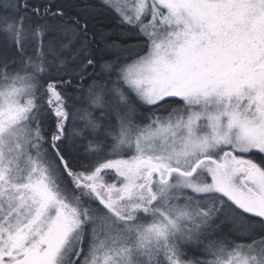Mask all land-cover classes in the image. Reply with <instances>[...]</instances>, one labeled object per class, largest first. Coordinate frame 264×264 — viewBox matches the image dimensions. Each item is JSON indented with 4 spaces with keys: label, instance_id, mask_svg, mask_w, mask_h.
Segmentation results:
<instances>
[{
    "label": "snow or ice",
    "instance_id": "1",
    "mask_svg": "<svg viewBox=\"0 0 264 264\" xmlns=\"http://www.w3.org/2000/svg\"><path fill=\"white\" fill-rule=\"evenodd\" d=\"M0 264H264V0H0Z\"/></svg>",
    "mask_w": 264,
    "mask_h": 264
}]
</instances>
